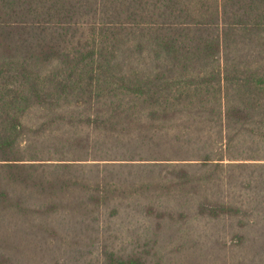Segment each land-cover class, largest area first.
Here are the masks:
<instances>
[{"label": "trees", "instance_id": "trees-1", "mask_svg": "<svg viewBox=\"0 0 264 264\" xmlns=\"http://www.w3.org/2000/svg\"><path fill=\"white\" fill-rule=\"evenodd\" d=\"M256 167L253 188L264 0H0V264H58L61 244L164 196L246 228L244 204L215 195ZM145 255L101 264H162Z\"/></svg>", "mask_w": 264, "mask_h": 264}, {"label": "rangeland", "instance_id": "rangeland-1", "mask_svg": "<svg viewBox=\"0 0 264 264\" xmlns=\"http://www.w3.org/2000/svg\"><path fill=\"white\" fill-rule=\"evenodd\" d=\"M259 170V167L229 170L233 179L230 182L225 179L227 185L215 195L220 201L244 204L242 211L250 213L246 228L240 229L236 220L196 218L194 207L180 208L176 199L164 196L161 199L169 209L152 207L149 212L144 207H122L117 217L109 218L107 223L102 220L92 234L61 244L55 253L58 264H101L103 254L110 251L122 255L147 252L148 259L158 258L162 264H181L182 260L190 264L189 260L194 259V264H209L215 259L220 264L222 258L229 262L235 258L264 260V235H259L264 224V184L253 188L258 178L255 171ZM247 181L251 187L242 188ZM166 210L173 212L175 218L183 214L186 222L158 219V214ZM236 232L244 235L240 248H236L237 240L232 237ZM45 255L51 257V253Z\"/></svg>", "mask_w": 264, "mask_h": 264}]
</instances>
